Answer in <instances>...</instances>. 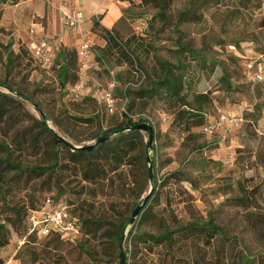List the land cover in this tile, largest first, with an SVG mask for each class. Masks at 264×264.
Here are the masks:
<instances>
[{"label": "rangeland", "instance_id": "1", "mask_svg": "<svg viewBox=\"0 0 264 264\" xmlns=\"http://www.w3.org/2000/svg\"><path fill=\"white\" fill-rule=\"evenodd\" d=\"M113 1L128 5L118 27L125 46L121 52L103 55L105 42L88 35L92 40L85 41L90 42L93 62L79 76L80 87L75 92L69 90L75 84L61 88L57 68H43L26 47L30 28L47 24L50 1L0 4V84L7 83L30 97L50 117L48 126L75 146L93 144L95 137L115 128L125 118L145 120L153 127L148 156L158 182V195L151 197L133 223L138 232L156 236L164 229L175 230L212 219L227 236L241 232V242L252 253L260 251V241L243 228L241 210L222 204L239 196L241 189L248 191L264 181V88L249 79L244 66L264 54V0H164L165 15L172 26L168 28V23L162 25L156 18L155 32L149 34L148 25L157 15L153 5H143L140 0ZM192 2L194 8L178 23V17ZM40 9L43 17L37 16ZM108 19L109 15L105 22ZM129 42L132 43L127 45ZM98 57L102 59L99 62ZM176 61L181 63L180 68H174ZM163 79L175 83L174 89L188 105L192 104L193 95H206L200 103L205 112L201 125L185 132V126L175 121L180 103L170 101L157 87V81ZM145 89H154L151 98L131 103L129 96L124 95L125 90ZM106 90L112 92L114 99L111 111L98 101ZM0 109L7 111L8 118L0 129V159L21 168L52 164L51 144L39 138L38 149L31 145L34 134L41 130L37 124L41 118L33 106L0 87ZM222 115L235 120L232 126L223 124L212 134L202 132L203 125L217 123ZM142 141L139 163L129 160L98 185L83 182L80 166L67 162L61 154L51 182L42 178L26 191H22V184L0 183V219L4 194L26 208L31 200L38 206L51 197L68 205L82 219L103 222L105 227L99 233H118L120 223L130 217L134 205L150 190L146 179L148 164L143 158L147 134L142 133ZM179 169L198 185L196 191L187 183L182 185L191 197L182 193L173 180L163 186L168 175ZM147 217L150 220L145 221ZM128 229L130 226L126 227V234ZM9 230V242L0 248V264H41L57 253L66 255L67 245L28 237L22 228ZM88 237L84 235L81 241ZM214 247L216 243L206 249L198 242L186 245L181 241L173 246L174 254L165 264H218ZM132 250L130 263L161 264L162 249L147 254L132 244ZM77 255L73 253V257ZM85 257L81 255V261ZM99 257L103 264H118L114 246L113 251L101 252Z\"/></svg>", "mask_w": 264, "mask_h": 264}, {"label": "trees", "instance_id": "2", "mask_svg": "<svg viewBox=\"0 0 264 264\" xmlns=\"http://www.w3.org/2000/svg\"><path fill=\"white\" fill-rule=\"evenodd\" d=\"M20 1L22 0H0V4L17 5ZM140 2L143 5L151 4L154 8L157 9L156 17L152 18L148 25V34L155 32L156 18L157 20H159V22L162 23V25L168 23V28L172 26V23L168 21L165 15V6L163 4L164 0H140ZM193 8L194 5L192 2L189 9L186 12L180 14V16L178 17V23L182 22L183 18L185 16H188ZM196 16L197 15H194V18ZM123 20L124 16L122 13V16L109 29L105 28L100 23L102 21V16L98 20L94 19L92 21L91 32L105 42V47L102 50L103 55H108L112 51L121 52L123 46H125L121 42V32L118 28ZM197 20H199V18H197L196 21ZM131 43L132 42H129L127 43V45ZM101 60V57L97 58L98 62ZM126 60L129 59H127L126 57ZM52 66H55L57 68V77L61 88H64L68 85L72 86L78 82L80 60L76 50L61 46L57 49H54ZM173 66L176 69L180 68L181 63H179V61H176V64ZM244 66L247 72L246 65L244 64ZM156 85L157 87L164 90L166 96L170 101L174 100V102H178V104L180 103L181 109L176 112L175 121H178L181 125L185 126V132H190L193 127H197L202 124L205 112L203 111V108L200 107V103L205 98H207L206 95H193V97L191 98L193 102L192 104L188 105L184 100L180 99L179 92L174 89L175 83L172 80H159L157 81ZM0 87L6 90L19 92L18 90L12 89V87L7 83L0 84ZM152 90L154 89H145L138 91L125 90L124 95L126 97L129 96V98L131 99V101H129L132 103V100L135 99L151 98ZM8 99L12 102L16 101V99H12V97H9ZM130 106L131 104H129V107ZM6 116L7 111L0 109V129L4 127L5 122L8 119H6ZM144 121L145 120L133 121L132 119L125 118V120H123L115 128L102 132L100 135L95 137L94 140L96 142L101 136L115 132L122 128L132 127ZM193 121H196V123L194 122L192 124L191 122ZM37 124L41 129L40 134H34L33 138L31 139V145L35 144L38 149L37 144L39 143V138H42L43 141H47L49 144H51L53 156L52 164L48 166H33L21 168L14 165L9 160L0 159V183L8 184L10 182H13L14 184H22V191H26L29 190L31 184L37 182L42 178L45 182H51L52 177H54L55 174V169L59 164L60 154L67 162L75 166H80V179L89 185H98L101 181L105 180L108 173L117 171L120 166L127 164L129 160L134 161V163L136 164H138L140 161V151L141 148H143L141 132L126 131L118 133L106 139L104 143L97 145L93 150L86 151L83 149H74L73 147L75 145H72L67 141H62L60 139V136H56L55 131L53 132L42 118L37 122ZM40 135H42L43 137H40ZM19 144H21V142ZM129 153H134V155L129 156ZM146 157L147 152H144L143 158ZM8 174L12 175L6 180L5 176ZM146 179L148 180V172L146 174ZM168 180H173L177 185V188L182 193L188 194L190 197V193L183 189V184L187 183L193 190H198V185L196 184L194 179H191L188 174L180 169L171 172L164 180L163 186H166ZM157 185L158 182L155 180L153 192L141 212L145 210L151 197L158 195V191L155 189ZM243 190L244 189H241L239 196L226 199L225 203L222 205H228L231 208L241 210L240 215L244 224L243 228L245 230L248 229V232L255 239H258L260 241V251L252 253L247 245L241 242V232L232 233L230 236H227V234H224L222 232V227L211 222L212 219H209V222L201 224L189 223L175 230L164 229L163 232L159 233L156 236L150 235L148 233H140L132 224L130 226V229H128L124 240L126 264H134L130 263V258H128V256H132V251L134 252V250H136H132V244L133 248H137L139 245L140 250H144L147 254H154L157 249L164 250V253L161 255L162 257L160 263L165 264L168 257H171L174 254L172 251L173 246L181 241L186 245L198 242L200 243V246L206 249L213 247L214 243H216V247H214V249L217 254L216 262L218 264H264V181L263 185H256L248 191ZM47 199H50L53 202H57V200H54L51 197H46L38 206H35L33 204V200H31L29 203V208H26L24 205L20 206V203H14L10 201L6 194L3 195V202L1 205L2 218L0 219V248L4 247L9 242V228L15 231H18L20 228H22L27 235V218L29 213L41 208ZM139 203L134 205L133 209ZM69 211L70 215L74 217L80 224V236L74 239H67L62 234L52 232L48 236L42 238L49 239V241L56 242L59 245H67V252L66 255L60 252L55 254L53 258H46L41 262V264H103V261L99 257L101 252H104V254L106 250H109L111 252L113 251V246L114 249H117V251L119 252V240L122 233L126 230L130 217L120 223L117 231L118 233L111 230L102 231L99 233V231L103 230V228L105 227V224L103 222L82 219L74 215L71 210ZM144 220L148 221L150 220V217H147ZM106 233H108V235H106ZM84 235L89 237L84 241H81ZM27 236L36 238L33 235ZM74 252L78 253L77 257H73ZM83 254L86 256L85 261H81V255ZM191 264L194 263L191 262Z\"/></svg>", "mask_w": 264, "mask_h": 264}, {"label": "built area", "instance_id": "3", "mask_svg": "<svg viewBox=\"0 0 264 264\" xmlns=\"http://www.w3.org/2000/svg\"><path fill=\"white\" fill-rule=\"evenodd\" d=\"M108 1V0H104ZM62 25L69 31H78L82 29L85 32V20L83 13L79 9L63 12L61 14ZM36 25L29 30V41L26 45L33 59L38 61L43 68H50L53 65L54 48L52 42L46 37H36ZM91 45L89 41H84L78 47L77 54L80 60L79 73L91 67L93 62L91 54ZM247 75L249 79L257 85L264 88V54L257 56V61L246 64ZM254 68V69H253ZM80 87V83L75 84L71 92H75ZM113 84L110 85V88ZM107 110H113L114 99L110 90L102 91L98 100ZM235 120H230L224 115L218 118L215 124H205L201 130L205 134H212L223 124L232 126ZM70 208L62 201L53 202L47 199L44 205L34 211H31L27 218V235H33L38 239L48 236L52 232L64 235L67 239H74L80 236V224L70 215ZM3 264H13L11 261Z\"/></svg>", "mask_w": 264, "mask_h": 264}, {"label": "crops", "instance_id": "4", "mask_svg": "<svg viewBox=\"0 0 264 264\" xmlns=\"http://www.w3.org/2000/svg\"><path fill=\"white\" fill-rule=\"evenodd\" d=\"M37 2V0H34ZM43 2V0H40ZM48 1V0H47ZM50 10L47 13V24L42 27L41 25L36 29V37H46L53 45L54 49L58 47H66L69 49L77 50L85 38L92 40L91 37H97L91 32V24L94 19L98 20L102 16L100 22L105 28L112 27L117 20L122 16L123 9L127 8L125 1L113 0H49ZM30 2V0H22L18 6L23 3ZM72 9H79L87 21L85 24V32L82 29L78 31H69L62 25L61 14L63 12L71 11ZM43 11H39L37 16L43 17ZM108 22L105 19L108 18ZM88 35H91L89 37Z\"/></svg>", "mask_w": 264, "mask_h": 264}, {"label": "water", "instance_id": "5", "mask_svg": "<svg viewBox=\"0 0 264 264\" xmlns=\"http://www.w3.org/2000/svg\"><path fill=\"white\" fill-rule=\"evenodd\" d=\"M9 94L15 96L16 98L25 101L29 104H31L33 106V108L35 109V111L38 112V114L40 115V117L47 123H50V118L42 111V109L35 104L29 97H27L24 94H21L19 92L13 91V90H7ZM50 128V127H49ZM53 132L54 130L52 128H50ZM126 131H138L141 133H145L148 136V141H147V146H146V152H147V172H148V180L150 183V190L148 192V194L142 199V201L133 209V211L131 212L130 218L128 220V225L127 226H131L136 218L139 216L141 210L144 208V206L146 205L149 197L151 196L152 192H153V188L155 185V179H154V172H153V165H152V161L150 160L149 156H148V152L149 149L151 148V144L154 138V129L153 127L147 123V122H142L139 124H136L132 127H127V128H122L120 130H117L115 132L112 133H108L104 136H101L100 138H98V140L91 144V145H85L84 147H73L74 149H83L86 151H91L93 150L97 145L104 143V141L118 133L121 132H126ZM56 136H58L56 134ZM59 137V136H58ZM60 139L64 142H66L63 138L60 137ZM125 236H126V231H124L120 237L119 240V252H118V264H126V257H125V253H124V240H125Z\"/></svg>", "mask_w": 264, "mask_h": 264}]
</instances>
